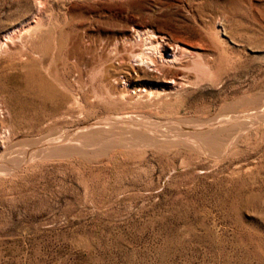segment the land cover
Listing matches in <instances>:
<instances>
[{
    "label": "rangeland",
    "instance_id": "obj_1",
    "mask_svg": "<svg viewBox=\"0 0 264 264\" xmlns=\"http://www.w3.org/2000/svg\"><path fill=\"white\" fill-rule=\"evenodd\" d=\"M0 264H264V0H0Z\"/></svg>",
    "mask_w": 264,
    "mask_h": 264
},
{
    "label": "bare ground",
    "instance_id": "obj_2",
    "mask_svg": "<svg viewBox=\"0 0 264 264\" xmlns=\"http://www.w3.org/2000/svg\"><path fill=\"white\" fill-rule=\"evenodd\" d=\"M164 43V42H163ZM162 43V40L160 41L159 38L155 39H151L149 41V43L147 45H149L150 47H157L159 50V54L161 55V57H166V58H170V56L168 55V46L164 45ZM179 48V47H178ZM153 51V50H152ZM150 53V52H149ZM140 54V53H139ZM146 54V53H145ZM174 55V54H173ZM147 56V55H146ZM149 56H151V54H149ZM160 57V56H159ZM173 59H175V56L173 57ZM180 61V60H179ZM153 62V61H151ZM155 66V65H154ZM177 74V73H176ZM168 83V82H167ZM138 86V85H137ZM144 91V90H143ZM145 92V91H144ZM123 96V95H122ZM77 105V104H76ZM263 111H261L262 114ZM259 113V112H258ZM258 113L256 114L258 116ZM242 115V114H241ZM126 119V118H125ZM133 120V119H132ZM127 121V119L125 120ZM226 121H228V119L226 120H220V124L219 126H222ZM235 121V119H234ZM248 121V120H247ZM111 122H113V125H109L105 126V127H97L94 128L92 130H90V134H86V135H79L77 137H75L74 139H71L69 142H66L65 139H49L48 141H46L45 143H43L42 145H45L46 148H48L50 151H63V150H78V149H82L84 145H90L92 143H94L95 141V147H97L96 145H101L100 147H105V148H109L112 146H115L117 144L119 145H126L127 141L125 139V137L123 136V134L127 133V128L125 127V125H122L124 123V121L121 118H116L111 120ZM97 123V122H96ZM139 123V122H138ZM137 123V124H138ZM141 123V122H140ZM227 123V122H226ZM103 124V123H102ZM106 124V123H105ZM235 124V123H234ZM136 125V124H135ZM158 125V124H157ZM216 125V124H215ZM214 125V126H215ZM225 125V124H224ZM251 125V124H250ZM90 126V125H89ZM133 126V125H132ZM213 125H199V127L197 126L199 132L198 134L201 135L202 137H207L208 135H211V131L213 130ZM111 127V128H109ZM138 127V126H137ZM141 127V126H140ZM87 128V127H86ZM240 128V127H239ZM79 129V128H78ZM136 129V128H135ZM154 129V128H153ZM85 130V129H84ZM83 130V132H84ZM89 130V129H88ZM133 130V129H132ZM150 130V129H149ZM81 131V130H79ZM87 131V130H86ZM145 132V131H143ZM147 132V131H146ZM87 133V132H86ZM89 133V132H88ZM194 133V132H193ZM84 134V133H83ZM128 134V133H127ZM126 134V135H127ZM153 134V133H152ZM151 134V135H152ZM71 135V134H70ZM139 135V134H138ZM207 135V136H206ZM62 136V135H61ZM137 136V134L135 135V137ZM191 136V135H190ZM65 137V136H64ZM85 137H89L90 139L88 140V144H84L82 142V140L85 141ZM131 137V136H130ZM138 137V136H137ZM155 137V136H153ZM145 139V138H144ZM210 139V142H212L213 144L217 145L219 144V142L221 141V139L218 138V135L216 137V135H211L210 137H208V141ZM68 140V139H67ZM186 140V139H185ZM206 140V139H205ZM129 141V139H128ZM139 141V140H138ZM191 142V141H190ZM229 143V142H228ZM192 144V143H191ZM91 147V146H90ZM47 150V149H46ZM229 150V149H228ZM89 151V150H88ZM97 151V150H96ZM40 152V151H39ZM76 152V151H75ZM43 153V152H42Z\"/></svg>",
    "mask_w": 264,
    "mask_h": 264
}]
</instances>
